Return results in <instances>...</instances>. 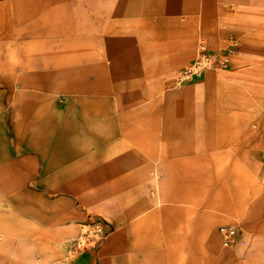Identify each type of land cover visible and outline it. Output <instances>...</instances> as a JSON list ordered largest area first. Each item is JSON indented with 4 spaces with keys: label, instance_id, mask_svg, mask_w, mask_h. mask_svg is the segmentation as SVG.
Wrapping results in <instances>:
<instances>
[{
    "label": "crops",
    "instance_id": "0c3cea01",
    "mask_svg": "<svg viewBox=\"0 0 264 264\" xmlns=\"http://www.w3.org/2000/svg\"><path fill=\"white\" fill-rule=\"evenodd\" d=\"M202 46L228 68L177 82ZM234 254L264 256V0H0V264Z\"/></svg>",
    "mask_w": 264,
    "mask_h": 264
},
{
    "label": "built area",
    "instance_id": "2783aa9c",
    "mask_svg": "<svg viewBox=\"0 0 264 264\" xmlns=\"http://www.w3.org/2000/svg\"><path fill=\"white\" fill-rule=\"evenodd\" d=\"M230 65V57L229 55H224L222 57H215L211 54L206 47L202 46L199 50V54L197 56L196 61L190 69H187L183 72L182 76L179 78L180 83L192 80L194 78L201 77L206 71L211 68H228ZM220 233L223 236V241L226 246L230 243L236 241L238 237L239 231L235 227H223L220 229ZM91 238H87L86 240H90Z\"/></svg>",
    "mask_w": 264,
    "mask_h": 264
},
{
    "label": "rangeland",
    "instance_id": "374dc122",
    "mask_svg": "<svg viewBox=\"0 0 264 264\" xmlns=\"http://www.w3.org/2000/svg\"><path fill=\"white\" fill-rule=\"evenodd\" d=\"M191 67H192V66H191ZM191 67H190V68H191ZM190 68H188V69H190ZM215 69L221 70L222 68H211V69H209L208 71H210V70H215ZM225 69H226V68H225ZM186 70H187V69H186ZM186 70H185V71H186ZM206 72H207V71H206ZM182 74H183V73H181V74L179 75V78L182 76ZM177 82L180 83V80L178 79ZM185 82H186V81H185ZM138 85H139V83H138ZM136 87H137V83L132 82L131 80L128 79V82H127V90L129 91V90L134 89V88H136ZM235 228H236V227H235ZM236 239H237V238H236ZM236 243H237V241H234V242L230 243L228 246H226V245L224 244V248H226V249H231V248L235 247ZM224 264H264V256L261 257V258H256V257H255V258L248 259L247 256L244 255V254H243V255H236V254H234V257H233V258L228 259V260L225 259Z\"/></svg>",
    "mask_w": 264,
    "mask_h": 264
}]
</instances>
